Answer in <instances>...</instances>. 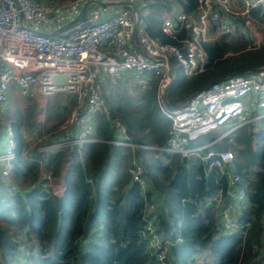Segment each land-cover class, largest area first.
Here are the masks:
<instances>
[{"label": "built area", "instance_id": "built-area-1", "mask_svg": "<svg viewBox=\"0 0 264 264\" xmlns=\"http://www.w3.org/2000/svg\"><path fill=\"white\" fill-rule=\"evenodd\" d=\"M112 2L118 4L108 5ZM94 4L105 7L88 9ZM141 6L142 0H0V123L9 135L0 153V162L5 163L0 179L11 196L28 191L11 185L7 178L15 156L13 128L1 110L8 99L9 86H17L22 96L32 88L44 97L68 93L74 104L55 136L24 135V141L41 143L39 150L50 153L68 149L71 160L83 144L99 140L94 120L102 112L112 128L108 140L111 144L179 154L186 161L198 159L205 164L206 176L215 170L217 189L203 205L215 207L216 235H245L250 226V197L235 170L233 152L215 151L212 142H197L229 122L234 130L264 118V66L212 80L176 105L166 104L165 98L178 69L186 77L206 69L207 44L225 36L245 41L246 49L260 48L264 42V0H196L193 13L178 12V5L172 4L163 16L161 31L175 37L183 27L187 28L188 36L179 39L181 46L150 36L144 27ZM85 7V15L71 24ZM126 79L139 86L155 81L158 107L171 121L165 144L133 142L124 123L108 115L99 87L107 80L117 83ZM130 164L129 177L144 196L138 234L153 256L151 264H172L171 251L183 239L175 228L158 231L162 208L146 197L149 185L141 162L133 154ZM40 173L38 181L47 183L49 176L43 163ZM260 238L256 257L264 263V220ZM24 253L29 254L27 250ZM206 255L200 251L190 259L199 263ZM21 264L27 262L23 259Z\"/></svg>", "mask_w": 264, "mask_h": 264}, {"label": "trees", "instance_id": "trees-1", "mask_svg": "<svg viewBox=\"0 0 264 264\" xmlns=\"http://www.w3.org/2000/svg\"><path fill=\"white\" fill-rule=\"evenodd\" d=\"M174 3L183 12L196 10V0H142L141 15L150 36L181 46L179 39L188 36L187 28L175 37L161 31L163 16ZM205 50L208 64L203 72L186 77L177 70L166 96L169 105L186 100L225 74L264 66V42L258 49H246L245 41L223 36L207 44ZM212 70L210 79L204 76ZM140 87L135 105L126 88L111 95L127 105L117 103L114 112L107 106L108 115L124 123L133 142L161 146L171 121L158 107L155 81ZM105 116L100 112L95 117L96 135L105 141L85 143L75 152L63 173L65 188L59 195L38 177L42 163L58 175L68 149L50 153L39 150L41 143L29 146L19 124H11L15 156L7 178L10 184L28 191L11 196L0 179L3 264L8 257L17 264L23 259L27 264H151L153 256L138 234L144 196L127 171L132 154L141 162L149 185L146 197L162 208L158 231L168 232L173 225L183 239L171 251L172 264H195L190 258L200 251L207 255L199 264H264L256 257L264 220V118L240 126L220 140L210 133L197 142H212L215 151L231 150L235 170L249 191L250 226L246 234L218 236L215 207L203 205L217 189L216 171L206 176L205 164L195 158L183 163L179 154L111 144L107 140L112 137V128Z\"/></svg>", "mask_w": 264, "mask_h": 264}, {"label": "rangeland", "instance_id": "rangeland-1", "mask_svg": "<svg viewBox=\"0 0 264 264\" xmlns=\"http://www.w3.org/2000/svg\"><path fill=\"white\" fill-rule=\"evenodd\" d=\"M52 1V0H48ZM101 7H105V5H100V4H94L91 6H88V9H100ZM141 13H143V5L141 6ZM178 12H181V9L178 7ZM178 73L181 75V70L178 69ZM214 75V71H209L207 72L204 76L212 77ZM125 83H115L110 87H105L107 88V91H104V89H101V94L108 106V108L114 112V105L117 103L120 105L126 106L127 104L123 101H116L114 99H111V95H115L116 91H119L118 94H121L123 88H126L128 91L126 92V95L129 96L133 104H137L138 102V96L141 90V87L138 85H135L131 80L124 81ZM146 87V86H145ZM116 96V95H115ZM43 97L40 96V101L42 100L43 102ZM34 98L32 96H27V97H22L19 91V88L14 85L9 86V93H8V99L6 101V105H4L1 110L4 115V120L5 121H10L11 123L15 122L19 124V130L22 133H25V135H40L42 133H49L51 126L49 124H46V122L43 123V125L39 124V120L36 118V108L33 105ZM74 103V98L69 95L68 93H58L53 96H49L47 100V108L48 112L54 113V116H62L66 112L69 113L71 105ZM132 104V105H133ZM31 105V106H30ZM131 108H129V111ZM106 117V116H105ZM232 123L229 122L226 125L222 126L219 130L212 132L213 136H216V141L222 139L227 135V133L233 131L231 126ZM9 135L5 131V126L3 123H0V153L3 151V149L7 145ZM30 146H33L34 142L31 141ZM2 165H5V163L0 162V174L2 172ZM42 167V166H41ZM42 175L41 173L39 174ZM173 226V225H172ZM171 228H174L172 227ZM201 262V261H200ZM198 263V262H197ZM195 263V264H197ZM6 264H17L15 261H13L11 258H7ZM199 264V263H198Z\"/></svg>", "mask_w": 264, "mask_h": 264}, {"label": "crops", "instance_id": "crops-1", "mask_svg": "<svg viewBox=\"0 0 264 264\" xmlns=\"http://www.w3.org/2000/svg\"><path fill=\"white\" fill-rule=\"evenodd\" d=\"M117 4L118 3H115V2L108 3V5H111V6H116ZM52 33H55L54 30L52 31ZM128 80H131V79H128ZM113 84H115V83L111 82V80H107L103 84H101L99 88H101V89L103 88L104 91H107V88L105 89V87H107L108 85H109L108 87H110ZM101 89H100V91H101ZM27 96H29V97L32 96L34 98L33 105L36 108V118H37V120H39L38 121L39 124L43 125L44 122H46V124H49V126H51L50 130H52V131H50L48 134H50L51 137H54L55 133L57 132L59 124L67 118L68 112H66L62 116H57V117L54 116V113L52 114V113L48 112L47 111L48 110V108H47L48 97H43V102H42V100L40 101L39 98L42 95L40 94L39 90L36 89V88H32L28 95L22 96V97H27ZM7 122H10V121L8 120ZM94 123H95V129H96V125H97L96 118L94 120ZM43 134H45V133H42L40 135H43ZM24 135H25V133H23V136ZM95 136L98 138V136L96 134H95ZM98 139L99 140L96 141V142L105 141V140H103L101 138H98ZM35 145H37V144H35ZM35 145H33V146H35ZM29 146H30V144H29ZM70 152H71L70 150L65 152L66 154L64 155V157L62 159V162L60 164V173L58 175H53L51 173L50 168L46 164H44L45 170H47L48 176H49V179H47V183L46 184H47V186L50 188V190L52 192H58L59 194H61L63 192L64 188H65V183H64V179H63V173H64V171H65V169H66V167H67V165H68V163L70 161V158H69L70 156L68 157V155H70L69 154ZM2 167H3V165H2Z\"/></svg>", "mask_w": 264, "mask_h": 264}, {"label": "water", "instance_id": "water-1", "mask_svg": "<svg viewBox=\"0 0 264 264\" xmlns=\"http://www.w3.org/2000/svg\"><path fill=\"white\" fill-rule=\"evenodd\" d=\"M86 10H87V8L85 7V8H83L82 9V11H81V13L71 22V24H73V23H75V22H77L80 18H82L84 15H85V13H86ZM255 70H257V68H250V69H245V70H240V71H236V72H232V73H229V74H225V75H223V76H221V77H219V78H217V79H222V78H224V77H226L227 75H232V74H243V73H246V72H250V71H255ZM175 79V78H174ZM173 82V81H172ZM207 85V84H206ZM205 85V86H206ZM204 86V87H205ZM203 87V88H204ZM202 89V88H201ZM165 103L166 104H168V102H167V98H165ZM182 161H183V163H185L186 162V158L185 157H183L182 158Z\"/></svg>", "mask_w": 264, "mask_h": 264}]
</instances>
